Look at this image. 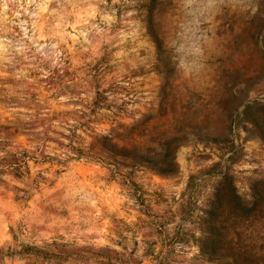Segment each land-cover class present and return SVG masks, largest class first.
Returning <instances> with one entry per match:
<instances>
[{
    "label": "rangeland",
    "instance_id": "1",
    "mask_svg": "<svg viewBox=\"0 0 264 264\" xmlns=\"http://www.w3.org/2000/svg\"><path fill=\"white\" fill-rule=\"evenodd\" d=\"M264 264V0H0V264Z\"/></svg>",
    "mask_w": 264,
    "mask_h": 264
},
{
    "label": "trees",
    "instance_id": "2",
    "mask_svg": "<svg viewBox=\"0 0 264 264\" xmlns=\"http://www.w3.org/2000/svg\"><path fill=\"white\" fill-rule=\"evenodd\" d=\"M233 264H241V263H239V262L235 261V262H233Z\"/></svg>",
    "mask_w": 264,
    "mask_h": 264
}]
</instances>
